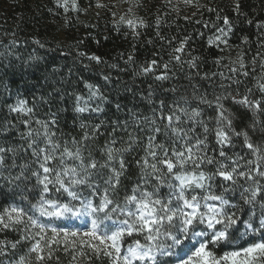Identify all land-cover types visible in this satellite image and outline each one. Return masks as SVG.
<instances>
[{
	"label": "trees",
	"instance_id": "1",
	"mask_svg": "<svg viewBox=\"0 0 264 264\" xmlns=\"http://www.w3.org/2000/svg\"><path fill=\"white\" fill-rule=\"evenodd\" d=\"M101 1L76 0L73 10L69 0V10L65 12L56 0H0V147L17 150L15 156L11 152L6 156V164L16 165L10 169L11 175L15 176L22 164L36 167L27 146L29 138L24 135L29 126L40 128L35 121L55 120V124L49 123L55 139L61 145L68 142L73 150V138L81 140L86 131L91 133L94 125L103 122L95 137L87 141L85 156L90 151L97 160L106 159L103 153L106 142L115 140L114 147L122 148L127 147L130 133L137 138V143L124 154L127 170L118 188L122 199L125 190L139 182L140 168L136 161L145 155L147 137L151 134L144 118L150 120L153 110L159 112L160 101L165 102V112L175 104L200 110L199 119L207 125L208 133L182 114L184 122L177 126L194 129L189 133L191 137L206 136L207 154L217 160L222 159L215 138L217 96L224 97L221 103L233 113L235 130L247 131L254 143L264 144V131L260 126L251 127V111L232 99L243 96L249 89L250 99L264 97L258 88V81L264 83V0H191L186 5L176 0H129L125 13L116 4L96 10ZM121 17L142 19L144 26L132 29L121 22ZM224 17L228 18V25ZM219 29H223V34ZM181 41L183 51L175 53L173 50L180 47ZM93 55L100 61L90 59ZM175 55L180 56L179 62L172 59ZM194 57L195 67H190L189 61ZM153 60L157 62L153 71L141 74V66ZM164 64L169 65V78L156 80L155 76L164 72ZM232 68L237 71H230ZM237 80L239 83L233 82ZM97 89L98 95L89 99ZM77 96L88 101V111H75ZM201 97L211 103H202ZM19 100L33 109L30 115L11 111ZM96 108L100 111H95ZM24 120H30V125H25ZM260 120L264 122V114ZM164 141L165 136L157 134V142ZM224 151L228 156L239 154L253 159L243 146V136H233ZM215 167L207 165L205 171L214 172ZM8 175L6 170L0 176V211L13 203L30 211V205L36 202L31 190L35 179L29 183V190L22 191L8 184L4 179ZM150 182L155 183V179L150 178ZM220 183L218 178L217 191ZM162 192H167V188ZM228 197L246 210L251 207L243 205L239 189L228 193ZM255 211L258 217L259 203ZM23 227L0 230V240L19 241ZM137 238L126 237L125 242ZM59 239L58 246L52 245L50 257L49 249L44 248L41 253L44 259L39 262L36 253L28 251L32 242L21 241L15 249L7 244L4 254H0V264H15L20 257H24V264H111L102 246L99 253L81 246V240L90 238L69 237L67 250L63 237Z\"/></svg>",
	"mask_w": 264,
	"mask_h": 264
},
{
	"label": "snow or ice",
	"instance_id": "2",
	"mask_svg": "<svg viewBox=\"0 0 264 264\" xmlns=\"http://www.w3.org/2000/svg\"><path fill=\"white\" fill-rule=\"evenodd\" d=\"M56 2L65 12L69 10V0ZM71 5L75 10L76 0H71ZM103 6L97 4V7ZM236 7L238 9L239 5ZM121 22L132 29L144 26L142 19L125 20L121 17ZM159 23L158 19L157 26ZM224 23L229 24L227 17H224ZM218 31L223 34V29ZM183 45L184 41H181L180 47L173 51L182 52ZM90 59L100 61L95 55ZM172 59L179 62L180 56L175 55ZM195 59L189 61L190 67H195ZM156 64L153 60L147 66H141L140 73L152 72ZM168 67L164 64V72L155 79L167 80ZM243 67L241 61L240 68ZM230 71L235 73L237 69ZM242 74L248 75L247 72ZM233 82L239 83L238 80ZM88 87L93 88L92 85ZM258 88L264 93V83L258 81ZM98 91H92L89 99L97 96ZM250 95L251 89L232 99L235 104L251 111V127L260 126L264 131V122L260 120V115L264 114V97L252 100ZM200 99L202 103H211L203 97ZM223 99L222 96L215 97V138L220 146L221 160L207 154L206 136L205 139L191 137L189 133L194 129L177 126L184 122L182 114L208 133L207 125L199 119L200 110L175 104L165 112V102L160 101L159 112L153 110L150 120L144 118L151 134L147 137L145 155L136 161L140 168L139 182L130 190L126 189L122 199L118 188L127 170L124 154L137 143L135 135L129 134L127 147H114L115 140L106 142L103 149L106 159L97 160L90 151L85 156L84 151L87 141L95 137L103 122L94 125L91 133L86 131L81 140L73 138V150L68 147V142L61 145L55 139V133L49 127V123H56L55 120L35 121L40 128L29 126L24 134L29 138L27 146L31 149L35 168L22 164L20 171L11 175L10 169L16 165L14 162L6 164V156L9 152L15 156L17 150L0 147V176L8 170L9 175L4 179L14 189L22 191L29 190L28 185L34 178L31 190L36 198V202L30 205L31 214L15 203L0 211V230L24 225L19 241L0 240V254H4L7 244L15 249L21 241L27 240L32 242L29 253H36L35 259L39 262L44 259L41 254L44 248L49 249L48 255L51 256L52 245L58 246L60 237H63L67 250L69 237L83 236L90 239L81 240V246L86 245L97 253L102 246L103 254L109 257L111 264H264V184L261 183L264 180V144L254 143L247 131L235 130L233 113L224 108ZM76 101V112L89 110L88 101L83 97L77 96ZM116 107L119 109L120 105ZM94 110L100 111L99 108ZM11 111L30 115L33 109L27 107L26 101L19 100L11 106ZM23 122L25 125L31 123L30 120ZM157 134H163L165 141L158 143ZM233 136H243V146L253 159L239 154L227 155L224 147L231 145ZM213 164L216 166L214 172L205 171L207 165ZM150 178H154L155 183H151ZM218 178L221 183L217 191L215 181ZM165 187L167 192H162ZM237 189L243 205L251 206L247 210L228 197V193ZM258 203L261 212L257 217L255 207ZM75 221L83 222L80 228L67 226ZM57 222L65 226H59ZM134 236L139 238L126 244L125 238ZM91 241H98V244ZM72 243L75 244L74 239ZM221 249L226 250L221 252ZM15 264H24V257Z\"/></svg>",
	"mask_w": 264,
	"mask_h": 264
},
{
	"label": "rangeland",
	"instance_id": "3",
	"mask_svg": "<svg viewBox=\"0 0 264 264\" xmlns=\"http://www.w3.org/2000/svg\"><path fill=\"white\" fill-rule=\"evenodd\" d=\"M159 1H162V0H159ZM178 3H180L181 5L182 4H189V3H186L185 0H176ZM127 3H129V0H102L101 2H99V4H102L104 5L103 7H97L96 6V10H101L103 8H107V6H109V4H116L117 8L119 11H124L125 13V8L127 6ZM45 220H47L48 218H44ZM59 224V222H57ZM83 222L82 221H75L74 224L73 223H68V227H76V228H80L81 227V224ZM59 226H65L64 224H59ZM86 229H81V231H85ZM98 243V241H95Z\"/></svg>",
	"mask_w": 264,
	"mask_h": 264
}]
</instances>
